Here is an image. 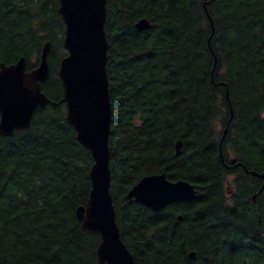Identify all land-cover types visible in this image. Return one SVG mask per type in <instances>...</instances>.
Instances as JSON below:
<instances>
[{
  "label": "trees",
  "instance_id": "obj_1",
  "mask_svg": "<svg viewBox=\"0 0 264 264\" xmlns=\"http://www.w3.org/2000/svg\"><path fill=\"white\" fill-rule=\"evenodd\" d=\"M65 29L59 0H0V64L32 70L49 41L42 88L58 102L0 135V264H99L101 235L77 216L94 160L60 102ZM105 31L111 192L135 264H264V0H107ZM163 172L197 198L127 197Z\"/></svg>",
  "mask_w": 264,
  "mask_h": 264
},
{
  "label": "water",
  "instance_id": "obj_2",
  "mask_svg": "<svg viewBox=\"0 0 264 264\" xmlns=\"http://www.w3.org/2000/svg\"><path fill=\"white\" fill-rule=\"evenodd\" d=\"M59 12L66 25L63 40L66 55L58 69L64 92L60 102L66 104V120L73 125L78 140L91 151L94 160L90 169V195L86 205L77 208V216L86 232L101 235L97 248L99 264H135L132 252L122 239L111 192L107 0H59ZM136 26L140 30L148 29L150 21L142 18ZM50 49L48 41L38 65L32 70H28L25 57L12 64H0V135L11 136L15 130L28 128L38 107L58 104L42 88L51 75ZM182 145V140L176 142L177 154ZM252 174L262 180L259 192L262 191L264 171ZM197 196L193 183L172 180L164 172L143 176L127 194L128 198L155 211L180 201L191 202ZM190 256L195 257V253L191 252Z\"/></svg>",
  "mask_w": 264,
  "mask_h": 264
}]
</instances>
